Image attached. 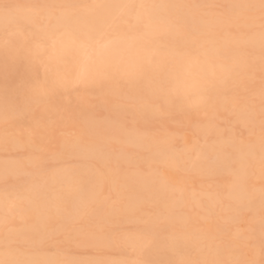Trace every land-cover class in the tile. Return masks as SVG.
<instances>
[{
  "label": "snow or ice",
  "instance_id": "snow-or-ice-1",
  "mask_svg": "<svg viewBox=\"0 0 264 264\" xmlns=\"http://www.w3.org/2000/svg\"><path fill=\"white\" fill-rule=\"evenodd\" d=\"M0 156V264H264V0H0Z\"/></svg>",
  "mask_w": 264,
  "mask_h": 264
},
{
  "label": "rangeland",
  "instance_id": "rangeland-1",
  "mask_svg": "<svg viewBox=\"0 0 264 264\" xmlns=\"http://www.w3.org/2000/svg\"><path fill=\"white\" fill-rule=\"evenodd\" d=\"M3 157L0 156V160ZM119 250L109 248L104 245L99 246H88V245H76L72 241H65L62 245L61 250L57 251L55 248H53L52 252H49V254H57L59 257H76L77 259L81 258H90V256H107L111 259H116L120 256V252L118 255Z\"/></svg>",
  "mask_w": 264,
  "mask_h": 264
},
{
  "label": "bare ground",
  "instance_id": "bare-ground-1",
  "mask_svg": "<svg viewBox=\"0 0 264 264\" xmlns=\"http://www.w3.org/2000/svg\"><path fill=\"white\" fill-rule=\"evenodd\" d=\"M70 241H72L73 243H75L78 246H80V245H88V246L104 245V246H107L109 248L117 249V251L119 250V252H120V248H119V246L117 245V243L115 241L100 240V241H94V242H90V243L89 242H78V241H74V240H70ZM119 252H118V255H119ZM47 255L49 257H52V258H57V259H62V260H68V261L111 260V258H108L107 256H97V255L96 256L95 255L94 256H90V258H81V259H77L76 257L73 258L71 256L70 257L69 256H66V257H62L61 258L57 254H49V253H47Z\"/></svg>",
  "mask_w": 264,
  "mask_h": 264
}]
</instances>
